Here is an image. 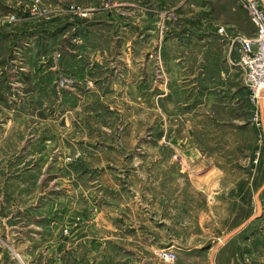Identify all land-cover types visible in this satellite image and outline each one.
Here are the masks:
<instances>
[{"label": "rangeland", "instance_id": "rangeland-1", "mask_svg": "<svg viewBox=\"0 0 264 264\" xmlns=\"http://www.w3.org/2000/svg\"><path fill=\"white\" fill-rule=\"evenodd\" d=\"M238 8L0 0V264H264V99L238 109L226 76L253 31Z\"/></svg>", "mask_w": 264, "mask_h": 264}, {"label": "built area", "instance_id": "built-area-1", "mask_svg": "<svg viewBox=\"0 0 264 264\" xmlns=\"http://www.w3.org/2000/svg\"><path fill=\"white\" fill-rule=\"evenodd\" d=\"M241 5L247 12L255 33L251 37L238 35L234 38V42L239 47V65L244 71L251 100L257 105L261 99H264V1L241 0ZM219 34L228 36L225 28H221ZM160 256L167 261L176 259V255L168 251H162Z\"/></svg>", "mask_w": 264, "mask_h": 264}, {"label": "crops", "instance_id": "crops-1", "mask_svg": "<svg viewBox=\"0 0 264 264\" xmlns=\"http://www.w3.org/2000/svg\"><path fill=\"white\" fill-rule=\"evenodd\" d=\"M262 1H264V0H262ZM238 11H240L241 13H244V18L248 22V28L250 29V31L253 30L251 34L250 33H244V32H242V30L238 24V33L240 35L244 34L245 36H248V37L253 36L255 33V28H254L253 24L251 23L247 13L245 11L241 10L240 8H238ZM217 35L219 36L218 38H222V40H227L230 44L231 50L233 49L232 41L229 40L228 37L222 36L221 34H219V32L217 33ZM225 65L227 67H229V70H231V73H228V75H226L228 78L231 76H234L236 74L238 76V98L236 99V101H238V109H241V105L244 102L249 103V100H250V102H252L251 97H250V91L247 88V86L244 85V83H243L244 71L241 68V66L239 65V63H238V65H236L231 61L230 54L228 56V59L225 61ZM237 235H238V226L236 228H234L229 234H227L225 236V238H224L225 241L223 242V244H226L231 239L235 238Z\"/></svg>", "mask_w": 264, "mask_h": 264}]
</instances>
